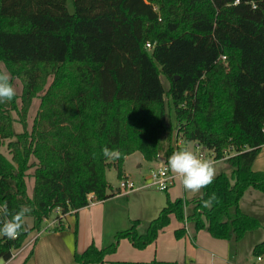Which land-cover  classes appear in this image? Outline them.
Here are the masks:
<instances>
[{"label": "trees", "instance_id": "obj_1", "mask_svg": "<svg viewBox=\"0 0 264 264\" xmlns=\"http://www.w3.org/2000/svg\"><path fill=\"white\" fill-rule=\"evenodd\" d=\"M71 2L73 10L70 0H0V70L11 74L13 85L14 78L22 81L21 93L0 103V204L6 201L10 213L27 205L26 216L33 217L15 240L0 237V258L9 260L31 229L66 228L62 215L88 205L91 194L101 200L114 195L106 171L113 166L121 178L127 155L139 151L154 161L161 154L166 163L180 148L173 144L175 129L184 142L225 158L230 174L220 172L192 199L172 198L166 189V203L146 232L132 219L116 241L92 242L75 259L103 263L122 238L145 248L173 215L227 239L233 255L247 232L264 229V221L241 207L249 187L264 193V170L252 167L264 144V0ZM16 120L22 129L16 130ZM5 140L11 156L2 151ZM105 146L121 157L106 159ZM229 147L235 153L225 157ZM213 193L218 200L204 207ZM54 213L58 220L44 228ZM185 233V224L175 230L177 237ZM252 253L264 255V238Z\"/></svg>", "mask_w": 264, "mask_h": 264}, {"label": "crops", "instance_id": "obj_2", "mask_svg": "<svg viewBox=\"0 0 264 264\" xmlns=\"http://www.w3.org/2000/svg\"><path fill=\"white\" fill-rule=\"evenodd\" d=\"M191 142L194 143L197 149L194 152L200 158L201 154H203L202 159L213 160L215 165L222 161L227 163L225 158L217 159L213 150L202 146L199 148L198 142ZM188 145L189 142H185L178 150L182 148L189 150ZM204 149L209 151L207 152ZM138 152L125 157L124 175L129 178L131 176L138 178L143 172V167H148L149 172H151L153 169H158L161 162L165 163L164 156L160 154L158 159L154 160L153 165H150L152 161L147 160L140 152L138 155ZM229 153L232 154L234 152L229 150ZM252 167L254 170H264V144L254 159ZM134 181L136 182V180ZM138 183L140 182L138 181ZM143 185L139 184V188L128 192H116L120 188V185H118L113 189L116 193L103 200L96 198L92 194V199L88 205L80 208L77 212L71 211L62 215L61 219L66 224V228L58 231L47 230L43 233L37 230L33 234L30 232L28 241L20 250L18 249V252L22 256H27L33 250L30 260L36 264H40L39 260L43 258L45 261L41 264H81L75 259L74 254L76 251L85 250L92 242L98 247L108 245L110 238L106 236L107 230L109 231L107 232L108 234L113 233L114 235L118 230L128 227L131 218L136 216L128 210L129 203L134 202L139 197L143 198L145 206L148 208V222L159 213L166 203L165 197L154 195V191L147 190L151 189L150 187ZM168 192L173 197H182L184 195L186 199L190 197L192 199L200 193L189 192L190 196H187L188 192L183 189L176 177ZM154 200L156 201L154 202ZM152 202L154 203L152 204ZM124 204H127L129 216L125 213ZM241 207L244 211L254 214L264 221V193L249 187L241 198ZM58 211V209L55 210V213H58ZM186 212H190V209ZM55 213L51 216L52 219ZM51 218L46 219L45 222L48 224L44 228L50 225L52 222ZM183 225V222L176 219L174 224L160 231L157 238L145 248L140 250L134 248L133 254L139 251L138 257L140 258L138 259L140 260L160 259L167 261V264H264V255L259 259V256H255L252 253L254 245L264 238V229L262 227L247 232L238 242V250L236 249L235 253L231 255L230 243L227 239L214 237L206 228L197 230L192 222L187 221L186 233L184 236L177 237L175 230ZM69 237L70 240L67 239ZM126 240L120 241L121 247L127 242ZM244 242H248L246 251L251 254L246 259L242 258V252H245L243 251ZM129 254H121L116 249V251L106 256L105 261L113 264L115 260H126ZM20 261L21 259L12 261V264H19Z\"/></svg>", "mask_w": 264, "mask_h": 264}, {"label": "clouds", "instance_id": "obj_3", "mask_svg": "<svg viewBox=\"0 0 264 264\" xmlns=\"http://www.w3.org/2000/svg\"><path fill=\"white\" fill-rule=\"evenodd\" d=\"M12 76L6 70H0V103L12 101L16 96V88L12 83ZM103 156L110 160H118L122 153L119 149H112L107 146L102 148ZM161 172L170 171L179 180L183 189L191 193H199L203 188L210 185L216 176L215 162L210 159H202L195 152L182 148L172 153L167 162H161ZM213 193L208 200L204 201V207L211 208L212 203L217 201ZM31 208L22 205L14 213H10L7 202L0 204V237L8 240H15L24 226L26 214ZM70 240V237L67 238ZM0 264H5L0 258Z\"/></svg>", "mask_w": 264, "mask_h": 264}, {"label": "rangeland", "instance_id": "obj_4", "mask_svg": "<svg viewBox=\"0 0 264 264\" xmlns=\"http://www.w3.org/2000/svg\"><path fill=\"white\" fill-rule=\"evenodd\" d=\"M69 7H70V10H73V6H72V2H71V0H70V3H69ZM4 67V66H3ZM49 81H51V77L49 78V80H48V83H49ZM163 81H164V83H165V85H166V87L168 86V80H167V78H165V77H163ZM14 86H15V88H16V91L18 92V93H21V90H22V81L19 79V78H14ZM43 92L44 91H41L40 92V94L42 95L43 94ZM40 101H41V96L39 95V96H37V97H35L34 99H33V103H32V105H31V107H30V110H29V117H28V119H29V124L31 125L32 124V122H33V120H34V118H35V115H36V113H37V111H38V108H39V105H40ZM12 113V115L13 116H15L16 118H18L19 116L17 115V113L15 112V111H12L11 112ZM172 120L174 121V115H172ZM18 123H16V125H15V127H16V130H20V129H22V124L21 123H19V121L18 120H16ZM174 133L176 134L175 135V137H174V142H173V144L174 145H176V146H179V147H182V145H184V140L182 139V137H178L177 136V133H178V131H177V129H175V131H174ZM7 142H8V140H5V143H4V145L2 146V151L4 152V153H6L8 156H11L10 154H9V150H8V147H7ZM188 147H189V150L190 151H195V150H197L196 149V147L194 146V143L193 142H189V145H188ZM195 147V148H194ZM229 150H231V152H234L235 153V150H234V148L233 147H229L228 148ZM204 150H206L207 152L209 151V150H207V149H204ZM141 153V152H140ZM139 152H138V155L140 154ZM198 153V152H197ZM233 154V153H232ZM153 162L154 161H152V162H150V165H153ZM148 163V162H147ZM152 163V164H151ZM135 165V164H134ZM215 167H216V175L217 174H219L220 172H223V171H227V173L228 174H230V172H231V168H230V166H229V164H227L226 162H224V161H222V162H219L218 164H216L215 165ZM143 169V172L141 173V175H139L138 176V178H136V177H133V176H131V178L133 179V180H136V182H137V185H139V184H145L146 182H148L149 180H150V174H151V172H149V169H148V167H143L142 168ZM34 170V168H32L30 171H33ZM152 171V170H151ZM106 175H107V179L110 181V183L112 184V187H113V189H115L114 187H117L118 185H120V178L118 177V174H117V170H116V168L115 167H113V166H110V167H108L107 168V171H106ZM139 177H140V179H139ZM138 181L140 182V183H138ZM33 187H34V177L33 176H30V177H27V188H28V193L31 195L32 194V192H33ZM154 187V186H153ZM151 189H147V190H149V191H154L153 193H154V195H160L161 197H165V200H166V191L165 190H163V189H160V188H157V187H154V188H152V187H150ZM119 192H121V191H119ZM170 196L172 197V198H176V197H173L171 194H170ZM187 196H190V193L188 192V194H187ZM182 197H184V195L182 196ZM156 199V198H155ZM189 199H191V197L189 198ZM156 200H154V202H155ZM154 202H152V204L154 203ZM148 205H149V200H148ZM192 208V205H191V203H189L188 205H187V210L186 211H188V209H191ZM124 210H125V213L129 216V211H130V213L131 214H135L136 216L135 217H132L131 218V220L129 221L128 219V221L130 222L129 223V225H128V227L131 225V221H132V219H140V225H139V231L140 232H146L147 231V226H148V221H147V212H148V208H146V206H145V201H144V199L143 198H141V197H139V198H137L136 200H134V202H131V203H129V207H128V210L129 211H127V204H124ZM143 217V218H142ZM52 219V218H51ZM176 219H177V217L175 216V215H173L172 216V218H171V221H170V223H169V225L168 226H170V225H172V224H174L175 222H176ZM178 220V219H177ZM48 223H46V222H44V226H46ZM32 225H33V217L32 216H25V220H24V226L26 227V228H31L32 227ZM167 226V227H168ZM125 228H127V227H125ZM125 228H122V229H125ZM121 230V229H120ZM36 230L35 229H31V234H33V232H35ZM47 231V229L45 228L44 230H42V233L43 232H46ZM107 232H109L108 230L106 231V236L108 237V238H110V241H109V244L110 243H112V242H114V241H116L115 240V234L113 235V233H110V234H108ZM123 239H127L126 241L127 242H125V244L121 247V245H120V241L121 240H123ZM120 241H119V248H117V252H119V253H121V254H129L128 255V257H127V259L126 260H140V259H138V258H140V257H138V255L140 254L139 253V251H137L136 252V254H133V249L135 248V249H137V250H140V249H143V248H138V247H136V246H134V244L132 243V241L130 240V239H128V238H122ZM28 241V237H27V239H26V241H25V243ZM33 242V241H32ZM25 243H24V245H25ZM245 243V247L243 248V251H245V252H242V258L243 259H246V257H250L251 256V254L249 253L248 254V252L246 251L247 250V247H246V245H248V242H244ZM247 243V244H246ZM23 247V246H22ZM21 247V248H22ZM20 248V249H21ZM19 249V250H20ZM237 250H238V246H237V248H236ZM15 252H18V250H13L12 251V253H15ZM248 254V255H247ZM3 257H4V255H2ZM21 255V253H17L15 256H13V257H11L9 260H7V261H5L4 260V258H3V261H5L6 263L5 264H12V261H16V260H20L21 259V261L19 262V264L22 262V264H36L35 262H33L32 260H30V258H31V256H32V254L28 257V255L26 256H22ZM2 258V257H1ZM152 260V259H151ZM45 261V259L43 258V259H40L39 260V263L41 264V263H43ZM54 264V263H53ZM100 264H110V262L109 261H105V262H103V263H100Z\"/></svg>", "mask_w": 264, "mask_h": 264}, {"label": "built area", "instance_id": "obj_5", "mask_svg": "<svg viewBox=\"0 0 264 264\" xmlns=\"http://www.w3.org/2000/svg\"><path fill=\"white\" fill-rule=\"evenodd\" d=\"M239 0H236V2H238ZM148 47H151V43H147ZM223 58H225V55L222 56ZM198 147L201 148V145L198 144ZM234 154V153H233ZM228 155H230L229 153V149H227V154L225 157H227ZM201 158H203V154H201ZM175 181V175L173 173H171L170 171L166 172V173H162L161 172V168L159 167L158 169H153L151 171L150 174V180L148 182H146L143 186H147V187H157L163 190L169 189ZM140 186L137 185V183L132 180L131 178H129L128 176L123 175L120 178V188L117 190V192L121 191V192H128L134 189L139 188ZM92 197V194H91ZM57 218H53L52 222L50 224H54L56 223ZM185 227L187 225V222L184 223ZM17 254V252L12 253V257L15 256ZM261 258V256H259V259Z\"/></svg>", "mask_w": 264, "mask_h": 264}]
</instances>
